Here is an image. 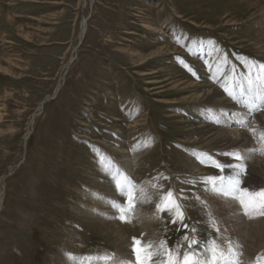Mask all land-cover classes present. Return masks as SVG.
I'll list each match as a JSON object with an SVG mask.
<instances>
[{"label": "rangeland", "instance_id": "obj_1", "mask_svg": "<svg viewBox=\"0 0 264 264\" xmlns=\"http://www.w3.org/2000/svg\"><path fill=\"white\" fill-rule=\"evenodd\" d=\"M244 58L264 65V0H0V264H115L125 262L117 252L122 241L132 249L133 238L154 248L163 242L153 258L159 264L165 249L188 250L185 236L215 240L225 250L230 242L238 264L242 254L254 264L264 255V234L255 223L264 219V207L250 206L252 215L240 203L242 191L229 204L205 180L229 182L240 164L247 172L238 176L245 182L240 189H264V165L253 169L252 180L248 172L256 158L264 159L258 139L264 126L245 142L254 148L221 155L231 163L223 166L197 124L211 108H223L201 92L212 85L230 103L226 89L234 92L231 77ZM236 109L244 108H226ZM140 146L135 178L129 176L137 198L139 185L151 192L158 223L152 231L128 223L131 218L119 220L116 234L90 222L85 211L113 196L127 206L120 188L108 190L116 182L113 170L122 174L124 156L138 154ZM248 149L258 155L251 161ZM232 152L241 153V162ZM169 191L182 221L175 210L157 211ZM70 254L86 256L71 262Z\"/></svg>", "mask_w": 264, "mask_h": 264}, {"label": "bare ground", "instance_id": "obj_2", "mask_svg": "<svg viewBox=\"0 0 264 264\" xmlns=\"http://www.w3.org/2000/svg\"><path fill=\"white\" fill-rule=\"evenodd\" d=\"M163 27V26H162ZM149 29V27H147ZM154 29V28H152ZM156 29V28H155ZM158 31V30H157ZM161 31V30H160ZM85 33H86V25L84 24V22H82L80 24V31H79V34H78V40L80 41L81 39L84 38L85 36ZM82 42V40L80 41ZM79 42V43H80ZM175 49V48H174ZM172 48V51L174 50ZM170 48L168 50L166 49H159L158 50V53L157 55H167V54H164V52L166 51H169ZM175 52V51H174ZM171 51L168 53L170 54ZM129 56H132L133 59L136 58V55H134V52H132L131 54L128 53ZM206 57V56H205ZM212 62V61H211ZM210 62V63H211ZM133 64H137V62H134ZM66 65H67V62L66 64L64 65L65 68H66ZM199 65V64H198ZM215 65V64H214ZM138 66V65H137ZM200 66V65H199ZM2 69V68H1ZM207 69V68H206ZM218 69V68H217ZM213 70V69H212ZM211 70V72H212ZM204 71V70H203ZM206 71V70H205ZM217 71V70H216ZM219 72V71H218ZM199 73V72H198ZM201 73V72H200ZM219 76V75H218ZM220 77V76H219ZM212 78V77H211ZM213 79V78H212ZM175 80V79H174ZM190 80V79H189ZM174 82H179L181 83L182 85H186V86H194V81L193 83H183L181 81H174ZM185 82V81H184ZM214 82V81H213ZM217 82V80H216ZM216 86H217V83H216ZM210 89L207 90L206 92L202 93L201 92V96L202 97H206V100H210V99H213L214 100V103L217 105V106H223V108L219 109V107L216 109V108H211V110H216L218 112V110H224L229 106V103L227 102V104H223V97H222V94L216 90L215 88H213L212 85H209L208 86ZM185 88V87H183ZM218 88V86H217ZM224 88V87H223ZM205 91V90H204ZM222 91V90H221ZM225 93V92H224ZM224 95V94H223ZM226 102V101H225ZM43 103H41L39 105V107H42ZM211 106V105H210ZM213 106V105H212ZM231 106V105H230ZM214 107V106H213ZM234 109V108H233ZM200 112V111H199ZM206 119L207 117L201 115L197 121V124L200 126V128H203L204 131H203V135H204V140H202V142H206L208 141V143H212L215 147L216 150L220 151L218 152L217 151V154L219 153V156L218 158L222 161H225V165H231V163L229 161H226L224 159H222V156L221 155H224V154H227L228 151H230L231 149L237 147L239 148L240 146L243 147H246L247 148H254L252 147L251 145H246L245 142L248 140V137H250V134L253 133L252 129H257L258 131L253 133L252 134V139L255 138L261 131L262 127L264 126V109L262 110V112L260 114H258L257 116L254 117L253 119V122L252 124L246 129V131H240V130H234V129H231L229 128L228 126H225V127H219V126H213V125H209L207 124L206 122ZM137 123V122H136ZM137 125V124H136ZM197 125V126H198ZM129 126V125H128ZM134 126V125H133ZM196 126V127H197ZM208 126V127H207ZM136 127V126H135ZM138 127V126H137ZM257 127V128H256ZM141 128V127H140ZM129 129V128H128ZM136 132V131H135ZM201 133V132H200ZM260 139V137L258 138ZM201 142V141H200ZM257 144H258V141H257ZM260 145V144H259ZM148 145L144 146L142 150H144ZM261 146V145H260ZM139 149V151H138ZM137 149V153H132V155L130 154V156L128 155V158L126 157V155L124 156V159L126 160V165L123 166L124 170H122V175L123 176H129V174H131L134 178H135V168L137 166V159H138V156L140 154H143L144 152L141 151V146ZM263 149V148H262ZM132 150V149H131ZM260 150V149H258ZM213 151V150H212ZM215 152V151H214ZM247 154H248V158L249 160L251 161L253 158L257 157L258 155L256 154V151H251L250 149L247 150ZM201 156V155H200ZM205 156V155H204ZM225 156V155H224ZM193 160V159H192ZM190 159V163L193 165L192 168L193 170L195 171V173L199 174L201 172V169L200 167L194 163ZM254 165L252 166H249L248 167V172H249V180H252V174H254V170L253 169H257L258 167H261V164L264 165V159L263 161L256 158L254 163ZM201 165V164H200ZM113 167V166H112ZM114 169V168H113ZM233 169V168H232ZM112 170V169H111ZM229 173V172H227ZM237 173L238 171H233L232 174H233V177L234 178H239L237 176ZM112 174V173H111ZM113 174L114 176L117 174V172L115 170H113ZM242 175V174H241ZM199 176V175H198ZM120 179V178H119ZM115 180V179H114ZM133 180V179H132ZM122 181H125V180H121ZM119 180H116V182L114 183V186L115 188H118L117 187V184H118ZM137 183L134 182L133 180V184L132 186H134V190H135V194H136V190H137ZM136 185V186H135ZM221 186V185H220ZM139 189H140V198H138V209L136 211V214H135V217L134 215L131 216L129 215V213L127 214L128 215V218H131L130 220H128V223L130 222H133L132 220H135V224H137L142 230H147V229H152L153 231V228L154 226L158 223V219H157V216L159 214L156 213V209L155 213H152L151 211V208L153 207V201H154V197L151 198V192H147V188L145 186H138ZM147 190L146 194L144 193V191ZM111 194H115V191L113 190V184H112V190H108ZM155 192V191H154ZM121 193L122 195H126L127 193L122 191L121 190ZM105 194V193H104ZM103 194V195H104ZM120 194V193H119ZM138 194V193H137ZM136 194V196H137ZM121 196V195H120ZM122 197V196H121ZM232 197H235V196H232ZM110 198H112L110 200ZM110 198H106V201L104 202H99V203H94L95 204V208H92V206H89L87 207V209L89 211H85L86 212V218L90 221V222H98V224H102L104 227L106 228H112L114 230V233L116 234H121V229H120V226L122 225H119L120 222H118L120 219V216H121V212L119 211V208L120 207H127V206H124V203L122 202L123 200H114V196L113 197H110ZM95 199V198H94ZM123 199V198H122ZM126 199V198H125ZM93 200V199H91ZM90 200V203H92V201ZM227 200V203L229 204H232L233 202H235L234 199L232 198H228L226 199ZM127 202V201H126ZM155 202V201H154ZM116 205V206H114ZM137 205V203H136ZM1 208V207H0ZM239 209V208H238ZM81 210V209H80ZM264 211V210H263ZM82 212V211H81ZM263 217V216H262ZM256 219L255 220V223H258L261 227H262V234H264V219ZM159 218V216H158ZM260 218V217H259ZM255 219V218H254ZM253 219H249L248 218V221H251ZM123 221V220H122ZM130 221V222H129ZM127 223V224H128ZM132 226H134L132 224ZM122 227V226H121ZM123 230V229H122ZM152 234V233H151ZM149 234L147 233V238L149 239ZM254 235V234H253ZM255 235H258V233H256ZM153 238V237H152ZM120 248H118L117 252L119 256L121 257H124L125 258V262L124 264H130L133 260V256H134V253L131 249V243L129 244L126 240L122 241V243L120 244L119 246ZM235 257L237 255V252H235ZM245 253V252H244ZM245 254H248V253H245ZM239 255V254H238ZM249 255V254H248ZM234 257V258H235ZM247 258H245V255L242 254V258L241 256L239 255L238 256V260L242 263V264H250L246 261ZM113 264V263H111Z\"/></svg>", "mask_w": 264, "mask_h": 264}, {"label": "snow or ice", "instance_id": "obj_3", "mask_svg": "<svg viewBox=\"0 0 264 264\" xmlns=\"http://www.w3.org/2000/svg\"><path fill=\"white\" fill-rule=\"evenodd\" d=\"M247 90L252 89L254 86H259L264 88V65L260 68V73L253 79L251 74L248 75L246 79ZM227 90V89H226ZM232 93H230L231 95ZM255 133V129L250 130ZM260 139L264 140V132L260 133ZM234 159L237 161L241 160L242 157L239 153L231 154ZM219 167V165H217ZM236 168L239 170L237 176H239L240 172H243V165H236ZM217 180L223 181L222 177H208L205 180V183L211 185V191L217 192L219 191L223 195L233 194L236 191H242L243 195L238 197L241 205L247 209L250 206H255L259 204V206L264 207V189L258 192H249L247 188L243 190L240 189V179L234 178L229 180L228 184L223 187H219L216 183ZM122 191L127 193V207H120L119 211L121 212L120 219L127 221L128 213H130L136 203L137 196L135 194L134 186L128 184H119L117 185ZM208 190V189H206ZM197 199H199L197 197ZM116 206V205H114ZM176 212V218L181 221L184 218L183 212L180 210L179 204L176 202V199L171 191L167 192L164 197H162L160 203L157 204V211H173ZM175 222V221H173ZM187 227V225H184ZM184 239L187 241V249L181 252H174L171 249L164 250V259L159 261V264H238V261L234 258L235 253L234 249L229 242V246L227 250L221 247L215 240L207 241L205 243H201L199 240L195 238L189 239V237L185 236ZM164 248L163 242H161L159 248H154V246L149 243L147 245L143 244L140 240L133 238V248L132 251L135 255V264H157V262L153 259L154 257L160 254V249ZM198 249H203V251H199ZM102 259L109 261L111 257H102ZM115 264H124L122 261H116ZM254 264H264V255H258L255 258Z\"/></svg>", "mask_w": 264, "mask_h": 264}, {"label": "water", "instance_id": "obj_4", "mask_svg": "<svg viewBox=\"0 0 264 264\" xmlns=\"http://www.w3.org/2000/svg\"><path fill=\"white\" fill-rule=\"evenodd\" d=\"M80 44H81V42H80Z\"/></svg>", "mask_w": 264, "mask_h": 264}]
</instances>
